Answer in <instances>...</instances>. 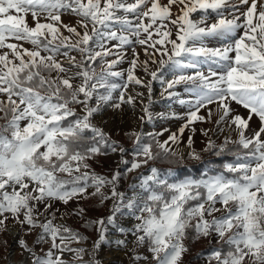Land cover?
Instances as JSON below:
<instances>
[{
	"label": "snow or ice",
	"instance_id": "1",
	"mask_svg": "<svg viewBox=\"0 0 264 264\" xmlns=\"http://www.w3.org/2000/svg\"><path fill=\"white\" fill-rule=\"evenodd\" d=\"M209 10L215 22H207ZM197 12L200 20L192 18ZM65 13L79 17L77 24H64ZM210 40L223 46L208 47ZM134 44L143 46L147 59L134 52L127 80L113 83L123 77L112 69L124 59V46ZM205 63L207 74L200 70ZM150 64L159 67L153 71ZM166 66L180 73L167 82V95H176L169 90L181 84L191 94L180 100L190 109L187 122L163 142L156 139L162 133L149 134L148 143L142 133H129L135 140L126 159L129 150L93 118L105 105L133 104L132 95L125 98L129 84L147 87L151 104V83ZM137 67L151 80L137 77ZM143 111L151 119L148 105ZM214 116L218 130L226 125L236 138L225 136L220 145L209 138L204 151L230 153V160L206 166L198 177L148 167L118 190L122 178L150 161L180 162L170 144ZM253 118L260 122L255 130ZM0 121V233L8 231L9 220L25 237L35 233L32 245L18 241L27 264H102L97 253L105 243L124 250L131 264H184L186 241L213 238L217 246L207 254L208 264H264V0H0ZM209 131L201 129L205 136ZM187 143L191 147V135ZM109 152L118 153L123 166L111 177L90 164ZM188 156L200 159L194 150ZM90 197L111 199V214L84 220L98 233L91 249L73 247L88 237L58 222L54 205L75 202L68 215L83 218L79 205ZM142 247L151 260L137 251Z\"/></svg>",
	"mask_w": 264,
	"mask_h": 264
},
{
	"label": "rangeland",
	"instance_id": "2",
	"mask_svg": "<svg viewBox=\"0 0 264 264\" xmlns=\"http://www.w3.org/2000/svg\"><path fill=\"white\" fill-rule=\"evenodd\" d=\"M131 2V0H130ZM161 3H167V0H161ZM173 14L178 12L177 7H173ZM231 10H227L225 15H228ZM203 17V13L197 12L192 15L194 20H200ZM230 18V16H229ZM29 23H31V17L28 18ZM79 17L65 13L62 15V21L64 24L76 25ZM217 17L215 14L211 13L209 10V23L215 22ZM171 27V26H170ZM64 35L71 36L72 34L68 33L66 30L62 29ZM174 31V29H173ZM75 39V37H73ZM15 42V41H10ZM117 43L115 41H109L108 44ZM226 43V42H225ZM208 47H222L223 43L217 40H210L207 42ZM24 47L31 48L32 46L29 43H24ZM124 59L115 65L112 69L113 71H118L123 73V77L112 78L113 83L122 84L127 80L128 69L131 67V61L134 58V52L139 54L140 61L147 59L144 54L143 46L138 44L126 45L123 48ZM72 55H76L79 59V54L73 52ZM115 56L108 57V59H115ZM159 59V56L157 57ZM159 67L158 64H150V70H156ZM213 70H218L215 65H212ZM209 64L205 63L200 66V70L205 74L208 73ZM99 66H97V71H99ZM162 75L159 79L152 81L151 83V104H149V92L148 88L136 85L129 84L127 89V95H132L135 100L133 104H122L119 109L113 108L111 104L105 105L101 112L96 114L93 118V123L103 129L112 140L117 141L121 146L128 149V153L125 158H131V149L135 137H129V133H142L144 137V142H151V137L149 134L162 133V135L156 136L160 142L168 140V137L172 133H177L181 126L187 122V114L190 111L187 104H181L180 100H188L191 98V94L185 90L186 86L184 84L178 85L175 89L169 90L174 91L176 95L168 96L167 92V82L172 80L175 76L179 75V72H174L170 70L167 66L161 70ZM193 70H187L186 74H191ZM135 75L147 83L151 80V76L148 73H145L142 68L137 67L135 70ZM121 89H117L113 92L114 98H118L120 95ZM137 93H143L142 96H138ZM93 104L95 101L93 100ZM148 105V111L151 114V119H148L147 115L143 111L144 106ZM214 107V106H213ZM241 114H246L243 109H237ZM200 115L207 116V113L202 109ZM144 117V119H141ZM216 117L214 116L211 121L205 122H196L191 127L196 129V133H192L190 129H185L183 136L180 137V142L177 144H170V147L178 154V156L183 157L182 161L185 159H191L188 156L190 151H196L200 154V157L203 156V151L206 147L207 141L209 138L214 140L217 145H220L224 142L225 136H231L233 139L236 138V133L232 129L228 128L226 125H221L223 131L218 130V126L214 123ZM3 123V121H0ZM251 128L253 130L258 129L260 122L258 119L253 118L250 122ZM201 129H210L208 136L202 134ZM192 136V139L198 140L199 142L193 141L191 147H189L187 141L188 137ZM201 140V141H200ZM158 149L155 148L154 151ZM120 155L118 153L109 152L107 155H100L90 161L92 169L104 176L111 177L113 172H115L120 167L123 171V166L119 165ZM156 161H150L149 165L139 169L137 172L128 174L126 177L122 178L119 184V191H125L129 184L135 183V177L139 173L147 174L148 167L155 166ZM194 177V176H193ZM93 189H89L92 191ZM103 191L107 194L110 191V186H106ZM130 194V193H129ZM86 210V215L83 218L68 215L71 209L76 208L77 204L75 202H70L67 207H65L60 202H56L54 205V210L59 209L57 212L58 222H64L73 229L80 231L82 234L88 237L87 240L83 241L82 244H73V247H84L86 249H91L93 243L98 239V233L94 227H86L84 220H95L100 217H107L111 214V208L113 206V201L111 199L105 200L103 203L100 202L99 197H90L87 200L81 201L80 205ZM64 216V220L60 221V217ZM127 217H122L121 220L126 219ZM8 224H12V221L9 220ZM19 230V235L16 240V243L12 246L13 237L8 231L0 233V264H27L26 254L21 250L18 243L20 238L27 239L29 245H32L33 240L35 239V233L29 236H24V233L20 230L19 226H16ZM188 243V241H186ZM194 245V251L196 256L189 257L190 253H186L183 257L184 264H208L207 254L211 251L212 248L217 246V241L215 238L209 242L207 239H200L191 241ZM47 244L44 245V248H47ZM116 249L115 246L105 243L101 250L98 251L97 257L102 262V264H131L129 255L124 254V257L120 260L113 255L112 251ZM138 252L142 255L147 256L151 260L150 254L147 252L146 247L138 248ZM14 255V262L7 263L9 256ZM69 258H71L69 256ZM85 259H88L85 256ZM188 259V260H187ZM145 264V262H141ZM215 264V262H213Z\"/></svg>",
	"mask_w": 264,
	"mask_h": 264
},
{
	"label": "trees",
	"instance_id": "3",
	"mask_svg": "<svg viewBox=\"0 0 264 264\" xmlns=\"http://www.w3.org/2000/svg\"><path fill=\"white\" fill-rule=\"evenodd\" d=\"M229 147L231 148L232 145H229ZM231 158L232 157L230 153H225L222 156H217L214 151H203V156H201L199 160L185 159L183 161L181 160L178 163H169L167 161L155 160V165L160 169L173 168L175 170L176 176L180 178L186 175L198 177L206 166L219 167L225 160H230ZM188 243L190 247L189 257H195L196 252L194 251V245L191 242Z\"/></svg>",
	"mask_w": 264,
	"mask_h": 264
},
{
	"label": "bare ground",
	"instance_id": "4",
	"mask_svg": "<svg viewBox=\"0 0 264 264\" xmlns=\"http://www.w3.org/2000/svg\"><path fill=\"white\" fill-rule=\"evenodd\" d=\"M196 133V132H195ZM197 134H198V132L196 133V136H197ZM121 222L123 223V224H125L126 226H131V223L133 222L131 219H129V218H126V219H124V220H121ZM11 225L12 224H10V227H9V229H8V232L11 234V236L12 237H15L16 238V240H17V238H18V235H19V230H18V228L17 227H11ZM113 235H116L115 233H113ZM129 239H131V238H129ZM103 247V246H102ZM102 247H101V249H102ZM130 247H131V245H130ZM100 249V250H101ZM112 253H113V255L114 256H116L118 259H122L123 257H124V254H125V251L124 250H119V249H114L113 251H112ZM126 255V254H125ZM14 257V255L12 256V259H14L13 258ZM14 261V260H13Z\"/></svg>",
	"mask_w": 264,
	"mask_h": 264
},
{
	"label": "water",
	"instance_id": "5",
	"mask_svg": "<svg viewBox=\"0 0 264 264\" xmlns=\"http://www.w3.org/2000/svg\"><path fill=\"white\" fill-rule=\"evenodd\" d=\"M16 243V238L15 237H13V240H12V246L14 245ZM12 262H14L13 261V259H12V254L9 256V258H8V261H7V263H12ZM6 264V263H5Z\"/></svg>",
	"mask_w": 264,
	"mask_h": 264
},
{
	"label": "crops",
	"instance_id": "6",
	"mask_svg": "<svg viewBox=\"0 0 264 264\" xmlns=\"http://www.w3.org/2000/svg\"><path fill=\"white\" fill-rule=\"evenodd\" d=\"M192 141H196V142H199L198 140H194V139H192ZM201 141V140H200Z\"/></svg>",
	"mask_w": 264,
	"mask_h": 264
}]
</instances>
